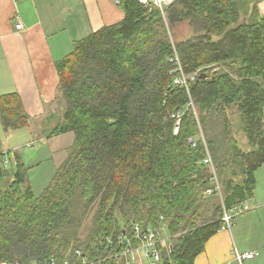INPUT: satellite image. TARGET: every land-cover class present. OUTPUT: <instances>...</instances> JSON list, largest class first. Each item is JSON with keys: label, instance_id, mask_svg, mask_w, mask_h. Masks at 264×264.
<instances>
[{"label": "trees", "instance_id": "1", "mask_svg": "<svg viewBox=\"0 0 264 264\" xmlns=\"http://www.w3.org/2000/svg\"><path fill=\"white\" fill-rule=\"evenodd\" d=\"M120 3V22L75 40L56 62L65 107L49 136L75 138L54 177L37 195L18 156L0 172V264H126L135 225L163 224L162 264H194L223 209L255 196L264 164V16L255 0H175L172 28L187 21L192 33L174 43L159 8ZM180 66L196 74L187 86L174 82ZM0 119L6 130L29 122L17 94L0 96Z\"/></svg>", "mask_w": 264, "mask_h": 264}, {"label": "crops", "instance_id": "2", "mask_svg": "<svg viewBox=\"0 0 264 264\" xmlns=\"http://www.w3.org/2000/svg\"><path fill=\"white\" fill-rule=\"evenodd\" d=\"M124 16L118 0H0V96L17 94L30 118L23 127L11 130L0 119V153L15 150L26 168L25 159L38 165V157L55 158L57 167L62 164L75 135L66 131L49 136L63 123L65 107L56 62L72 51L75 40ZM40 136L44 149L34 147L30 154H43L29 160L19 147L35 146V137ZM256 177L255 196L243 202L250 210L236 216L229 229L213 235L194 264H237L235 248L255 253L244 264H264V164Z\"/></svg>", "mask_w": 264, "mask_h": 264}, {"label": "built area", "instance_id": "3", "mask_svg": "<svg viewBox=\"0 0 264 264\" xmlns=\"http://www.w3.org/2000/svg\"><path fill=\"white\" fill-rule=\"evenodd\" d=\"M120 1V0H118ZM142 4L149 7H157L162 13V17L166 23H168L167 12L169 7L175 2V0H140ZM18 28H22L23 24L21 22L17 23ZM176 60L179 62V57L176 54ZM177 70L181 71L178 74L174 82L176 85L187 86V81L189 78L194 79L196 74H186L184 73L182 67L180 66ZM179 128V120L176 123L175 129ZM17 152L15 150H6L0 153V172L12 165L17 164ZM211 158L207 159V162H211ZM216 190L219 189V183L215 187ZM214 188H210L206 191L207 194H211ZM250 210L247 204H235L231 208L223 209V224L222 228L229 229L231 227L234 218L246 211ZM136 237L139 240L137 245H134L130 240H128V247L125 252L122 253L126 257V264L137 263L136 260L141 257V264H162L163 261V251L162 247H168L170 236L167 233V226L163 224L160 228H150L142 229L139 225H135ZM81 254V250L76 251ZM234 255L237 260V264H244L246 258H254L255 253L249 251H241L235 248ZM67 263V262H66ZM1 264H23L20 261L13 262H2ZM28 264H58V261L54 258H50L47 261L40 262L38 260H32Z\"/></svg>", "mask_w": 264, "mask_h": 264}, {"label": "rangeland", "instance_id": "4", "mask_svg": "<svg viewBox=\"0 0 264 264\" xmlns=\"http://www.w3.org/2000/svg\"><path fill=\"white\" fill-rule=\"evenodd\" d=\"M249 5L252 6V3L249 2ZM255 8L257 9L258 12H260L264 16V0H255ZM246 12H247V10L243 11L244 16L247 15ZM165 26L168 30L169 37L171 38L173 43L176 42L177 39L181 40V39L187 38L192 33V27L190 26V24L187 21H185V22L179 24L177 27H173V28L170 24V21H168V23L165 22ZM195 112L198 115L199 110L196 106H195ZM33 136H32V138H34ZM41 137L42 136L35 137L37 139V142L35 143V146H33V147H31L29 144H26V143H24V144L20 143L22 145H20L19 149H23L22 153L25 156H28L27 158L30 157L29 160H31V158H33V157L41 156L43 154V152L39 153V154H38V152L30 154L33 152L32 150L35 148L41 147L40 149H44L43 144L45 141H43V138L41 139ZM238 137H239V140L241 142L240 145L241 146L243 145L246 147L245 144L247 143V139L244 137V134L243 133L240 135L238 134ZM70 150H72V147L69 148L68 155L70 153ZM35 160L41 161L40 164L37 165V164H34V162L27 161V159H25L27 167H28L27 180L33 186V191L37 195H39L44 191L45 187L49 184L51 179L54 177V175L57 171V168H58L56 164H58V163H57V160L55 158L49 157V156L46 157L45 160L40 159L39 157L35 158ZM35 162H37V161H35ZM4 182H5V180H0V184H3ZM221 187H222L221 182H219V190L221 189ZM218 199H219V201H222V195L218 196ZM89 227L90 226L88 224V228ZM136 262L137 263H134V264H141L142 263L141 257L139 259V255H138V259L136 260Z\"/></svg>", "mask_w": 264, "mask_h": 264}, {"label": "water", "instance_id": "5", "mask_svg": "<svg viewBox=\"0 0 264 264\" xmlns=\"http://www.w3.org/2000/svg\"><path fill=\"white\" fill-rule=\"evenodd\" d=\"M218 71H219V68H215L210 73H207L205 71L204 72H201L199 74V76L197 77V80L205 79V78L212 79V78H214L216 76V74L218 73Z\"/></svg>", "mask_w": 264, "mask_h": 264}, {"label": "bare ground", "instance_id": "6", "mask_svg": "<svg viewBox=\"0 0 264 264\" xmlns=\"http://www.w3.org/2000/svg\"><path fill=\"white\" fill-rule=\"evenodd\" d=\"M246 259H252V258H246Z\"/></svg>", "mask_w": 264, "mask_h": 264}]
</instances>
